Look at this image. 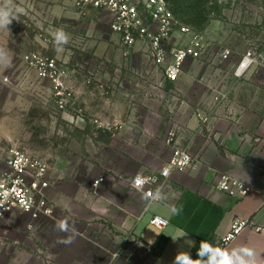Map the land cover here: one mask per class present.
Listing matches in <instances>:
<instances>
[{"label":"rangeland","instance_id":"rangeland-1","mask_svg":"<svg viewBox=\"0 0 264 264\" xmlns=\"http://www.w3.org/2000/svg\"><path fill=\"white\" fill-rule=\"evenodd\" d=\"M167 2L174 16L167 52L200 42V57L189 59L182 80L173 84L153 64L146 43L123 45L109 29L107 13L77 0H14L23 14L10 32L0 31V46L13 57L12 67L0 68V166L19 148L50 162V186L55 178L77 176L97 184L104 163H110L109 176L121 178L120 134L131 119L126 145H137L141 165L147 158L160 163L172 151L186 104L232 102L264 113V0ZM57 28L71 37L59 54L52 37ZM249 51L257 62L238 73ZM34 52L56 58L68 72L73 99L65 109L56 107L51 84L24 62ZM224 53L228 60L221 59ZM53 169L60 176L52 177ZM30 221L19 211L0 220V264H41V241Z\"/></svg>","mask_w":264,"mask_h":264},{"label":"crops","instance_id":"crops-1","mask_svg":"<svg viewBox=\"0 0 264 264\" xmlns=\"http://www.w3.org/2000/svg\"><path fill=\"white\" fill-rule=\"evenodd\" d=\"M201 104L180 108L172 145L188 146L194 167L171 174L161 189L166 199L148 202L132 187L136 174L160 171L172 153L160 163L147 158L140 165L137 145H126L133 119L122 124L116 166L121 178L108 175L110 163L101 165L97 184L79 176L56 180L60 174L53 169L47 194L54 215H28V228L41 241V264H174L180 251L196 258L202 240L220 249L248 245L264 264V113L232 102ZM223 174L245 183L249 193L236 199L221 191ZM154 216L168 225L159 229L151 223ZM236 217L252 225L220 247Z\"/></svg>","mask_w":264,"mask_h":264},{"label":"built area","instance_id":"built-area-1","mask_svg":"<svg viewBox=\"0 0 264 264\" xmlns=\"http://www.w3.org/2000/svg\"><path fill=\"white\" fill-rule=\"evenodd\" d=\"M77 5L107 13L109 29L120 36L125 47H132L140 42L146 43L153 64L164 68L165 81L171 84L179 80L184 64L189 59L200 57L198 41H194L189 47L167 52L166 46L174 27V16L167 0H77ZM182 30L187 31L186 28H181V32ZM228 58L229 53L221 56L224 61ZM24 62L40 80L51 84L56 107L65 109L73 99L66 69L59 66L56 58L39 52L26 55ZM256 62V54L249 51L238 70L247 63L244 72ZM193 167L194 158L188 147L177 145L160 171L136 174L131 181L132 187L143 193L148 202L157 201L154 193L162 189L174 171ZM50 171L51 164L46 158L27 150L12 149L4 165L0 166V219L15 211L33 219L53 216L55 207L47 194L50 187ZM217 187L236 199L249 193V187L245 183L229 174L221 175ZM151 223L163 229L169 222L160 216H154ZM251 225L248 219L234 218L229 232L219 240V246L224 247Z\"/></svg>","mask_w":264,"mask_h":264},{"label":"clouds","instance_id":"clouds-1","mask_svg":"<svg viewBox=\"0 0 264 264\" xmlns=\"http://www.w3.org/2000/svg\"><path fill=\"white\" fill-rule=\"evenodd\" d=\"M23 9L17 7L14 0H0V31L10 32V25L13 20H19ZM54 47L57 53L64 50L71 39L70 34L63 28H57L52 32ZM13 57L7 47L0 46V68L9 69L12 67ZM153 195V194H150ZM157 200L166 199L161 190L155 193ZM178 209L172 207L173 214H178ZM65 227L61 224V228ZM70 243L71 241H67ZM174 264H261L257 251L248 245H238L231 249L215 248L205 241H201L197 250V257L192 258L189 252H178Z\"/></svg>","mask_w":264,"mask_h":264},{"label":"bare ground","instance_id":"bare-ground-1","mask_svg":"<svg viewBox=\"0 0 264 264\" xmlns=\"http://www.w3.org/2000/svg\"><path fill=\"white\" fill-rule=\"evenodd\" d=\"M244 69H245V68H244ZM244 69H243V70H244ZM243 70H242L241 72L238 70V72H239V73H242V72H243Z\"/></svg>","mask_w":264,"mask_h":264}]
</instances>
